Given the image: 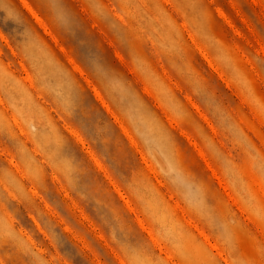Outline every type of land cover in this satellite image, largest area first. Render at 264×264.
<instances>
[{"label":"rangeland","instance_id":"obj_1","mask_svg":"<svg viewBox=\"0 0 264 264\" xmlns=\"http://www.w3.org/2000/svg\"><path fill=\"white\" fill-rule=\"evenodd\" d=\"M0 264H264V0H0Z\"/></svg>","mask_w":264,"mask_h":264}]
</instances>
